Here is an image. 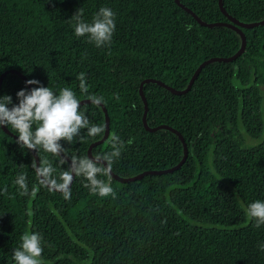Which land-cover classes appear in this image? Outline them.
<instances>
[{"label": "trees", "instance_id": "1", "mask_svg": "<svg viewBox=\"0 0 264 264\" xmlns=\"http://www.w3.org/2000/svg\"><path fill=\"white\" fill-rule=\"evenodd\" d=\"M181 1L205 21H228L218 0ZM223 3L241 20L264 18V0ZM101 7L115 13V29L110 43L96 46L88 34L75 35L72 16L83 9L90 23ZM242 29L245 50L205 64L185 93L144 84L148 123L177 128L188 155L173 171L125 182L97 173L114 196L91 192L75 174L65 199L40 183L32 151L0 125V264H15L13 251L31 233L40 237L41 264H264V223L256 227L246 216L251 202L264 201V24ZM240 43L234 29L201 24L175 0H0V74L15 68L39 81L33 88L101 97L110 132L93 154L110 157L121 176L173 166L183 155L176 134L144 127L140 81L154 77L184 88L200 62L229 56ZM20 89L28 91L25 81L8 73L0 96L17 104ZM80 110L89 126L105 129L100 105L86 102ZM87 132L58 142L76 165L91 160L88 146L104 134ZM35 149L40 168L54 169L51 178L71 170L58 153ZM21 175L26 190L15 184Z\"/></svg>", "mask_w": 264, "mask_h": 264}, {"label": "clouds", "instance_id": "2", "mask_svg": "<svg viewBox=\"0 0 264 264\" xmlns=\"http://www.w3.org/2000/svg\"><path fill=\"white\" fill-rule=\"evenodd\" d=\"M72 19L75 21L74 33L77 37L88 34L89 43L94 42L96 46L110 43L115 29V13L112 9L99 8L89 23L83 19V9L79 8ZM77 78L81 81V91L87 93L84 74H79ZM25 83L38 84L39 81L30 79ZM16 96L17 104H12V97L9 95L0 96V125L10 127L17 134L16 143L22 148L39 147L43 152L56 155L60 150L58 142L61 139L71 142L82 128H88L87 136L93 138L101 136L98 134H103L105 131L103 125L89 126V120L80 110V101L76 93L69 88H62L56 93L48 86L34 87L30 91L20 89ZM88 99L96 105H99L102 100L101 97L96 96H89ZM9 104H12L11 108L7 106ZM115 138L113 134L112 139ZM112 155L119 156V149L114 150ZM105 159L107 166L101 167L89 160L87 156L81 158L76 165L75 157H73L74 167L59 173L58 180L51 178V173L54 171L51 166L39 168L37 175L44 178L40 181L41 184L47 181L52 187L61 190L65 199H69L68 185L73 179L71 172H75L77 177L83 174L89 182L85 186L89 187L91 192L100 197L114 196L112 187L97 179V173L110 175L112 171L111 158L105 157ZM15 184L26 190L23 175L16 179ZM246 216L249 220L255 218L256 227L264 223V201L251 202L247 206ZM41 253L40 237L36 233H31L22 236L20 246L13 251L12 255L15 264H41L38 259Z\"/></svg>", "mask_w": 264, "mask_h": 264}, {"label": "water", "instance_id": "3", "mask_svg": "<svg viewBox=\"0 0 264 264\" xmlns=\"http://www.w3.org/2000/svg\"><path fill=\"white\" fill-rule=\"evenodd\" d=\"M175 1L182 8H184L185 10L191 12L192 15L201 24L208 25V26L223 25V26H228V27L234 29L240 35L241 43H240L239 48L234 53H232L229 56H212V57H209V58L203 60L202 62H200L198 64V66L195 68V70H194L193 74L191 75V77H190L187 85L184 88H175L172 85L164 82L163 80L158 79V78H154V77H146V78H144V79H142L140 81V84H139V94H140L141 100H142L143 105H144V111H143V114H142V122H143L144 127L147 130H150V131H155V130H158V129H166V130H170L171 132H173L174 134H176L180 138V140L182 142V145H183V155H182L181 159L175 165H173V166L166 167V168H161V169H148V170H144V171H142L140 173L133 174V175H129V176H121V175H119L118 173H116V172H114L112 170L111 173H110V175L112 177L116 178L117 180L121 181V182L138 179V178H141L142 176H144L145 174H150V173L160 174V173H164V172L173 171L174 169L180 167L183 164V162L185 161V159H186V157L188 155V146H187V143L185 141L184 135L177 128H175V127H173V126H171L170 124H167V123H159V124H156V125H150L148 123L147 114H148L149 106H148L147 98H146V95H145V92H144V84L147 83V82H153V83H156V84H159V85L164 86L166 89L170 90L173 93H176V94L185 93L187 90L190 89V87L192 86L195 78L198 76L201 68L205 64H207L208 62H211V61H215V60H220V61H230V60H233V59H235L238 55H240L245 50V46H246V41L247 40H246V35H245L242 27H252V26L264 24V18L258 19V20H254V21H246V20H241V19L235 17L234 15L230 14L225 9L223 0H218V4H219V7L222 10V12L228 17V21H213V22H208V21H205L204 19H202L198 14H196L190 7H188L187 5H185L181 0H175ZM13 72L16 73V74H18L19 76H21L22 79L25 82L27 80H29L26 77V75L23 74L20 70L15 69V68H10V69L4 70L0 74V86H1V83H2L3 78L8 73H13ZM27 87H28V91H30L33 88L32 87V84H27ZM79 101H80V104H83V103H86V102H90L89 99H88V97L87 98L79 99ZM99 105L101 106V108L103 110V114H104L105 131H104V134L100 138H98L96 140H93L89 144L88 149H87V154H88V157L91 160L100 162V163H102V165L104 167H106L107 166V160L105 158H103L102 156H95L93 154V148H94V146L96 144H99V143L103 142L108 137L109 132H110V116H109L107 107L105 106V104L102 101L100 102ZM9 108H11V107H9ZM1 126H2V128L7 133L11 134L12 136H14L17 139V134H15L14 132H12L7 126H5V125H1ZM30 150L32 151V154H33V157H34V160H35L34 161L35 162V169H36V172H37V170L40 168L39 155H38V153H37V151H36L35 148L30 149ZM58 154L61 155L62 157H64L66 160H68V162L71 164V169L74 167L73 160L69 156H67L66 154H64L61 150L58 151ZM70 174L72 175V177L74 179L75 172H71ZM40 178L42 180H44L43 177H40ZM73 179L69 183L68 187L72 184ZM44 182L47 185H49L47 183V181H44ZM49 186L51 188H53V189H56V188L52 187L51 185H49ZM56 190H59V189H56Z\"/></svg>", "mask_w": 264, "mask_h": 264}]
</instances>
